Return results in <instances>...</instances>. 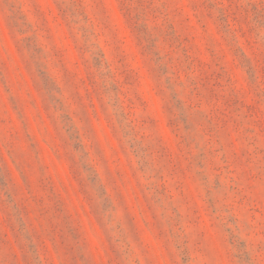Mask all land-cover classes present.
<instances>
[{"label":"rangeland","instance_id":"1","mask_svg":"<svg viewBox=\"0 0 264 264\" xmlns=\"http://www.w3.org/2000/svg\"><path fill=\"white\" fill-rule=\"evenodd\" d=\"M0 264H264V0H0Z\"/></svg>","mask_w":264,"mask_h":264}]
</instances>
